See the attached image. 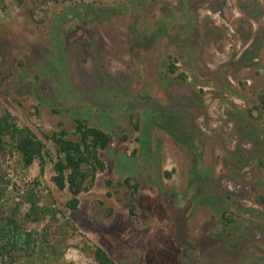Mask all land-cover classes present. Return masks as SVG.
Listing matches in <instances>:
<instances>
[{"label": "rangeland", "instance_id": "rangeland-1", "mask_svg": "<svg viewBox=\"0 0 264 264\" xmlns=\"http://www.w3.org/2000/svg\"><path fill=\"white\" fill-rule=\"evenodd\" d=\"M5 112L48 157L25 165L5 136L0 220L66 263L99 246L116 264H264V0H0ZM77 120L110 141L70 209L51 136L77 139Z\"/></svg>", "mask_w": 264, "mask_h": 264}, {"label": "trees", "instance_id": "trees-1", "mask_svg": "<svg viewBox=\"0 0 264 264\" xmlns=\"http://www.w3.org/2000/svg\"><path fill=\"white\" fill-rule=\"evenodd\" d=\"M75 131L77 139H67L53 133L57 157L53 163L54 175L52 177L59 189H67L70 198L67 207L76 208L78 195L86 191L93 183L96 172L104 168L100 158V150L109 144L110 136L95 126H87L82 120H77ZM11 135L15 149L21 155L25 165L35 160L43 168L48 157L45 144L28 127L19 126L9 112L0 115V157L5 148V136ZM34 202L30 203L25 219L32 220L37 209ZM43 240L34 231L27 229L26 223L13 214L0 220V264H54L50 262L52 254L57 264L66 263L63 255H57L53 249L44 246ZM96 264H116L108 253L99 246L93 251Z\"/></svg>", "mask_w": 264, "mask_h": 264}]
</instances>
